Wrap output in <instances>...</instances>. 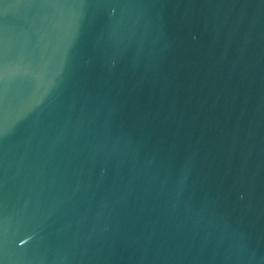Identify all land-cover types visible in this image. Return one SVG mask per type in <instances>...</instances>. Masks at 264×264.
I'll return each mask as SVG.
<instances>
[{"label":"water","instance_id":"95a60500","mask_svg":"<svg viewBox=\"0 0 264 264\" xmlns=\"http://www.w3.org/2000/svg\"><path fill=\"white\" fill-rule=\"evenodd\" d=\"M0 264H264V0H0Z\"/></svg>","mask_w":264,"mask_h":264}]
</instances>
